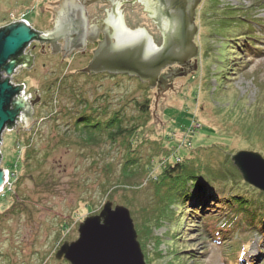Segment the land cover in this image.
I'll list each match as a JSON object with an SVG mask.
<instances>
[{
  "label": "rangeland",
  "instance_id": "obj_1",
  "mask_svg": "<svg viewBox=\"0 0 264 264\" xmlns=\"http://www.w3.org/2000/svg\"><path fill=\"white\" fill-rule=\"evenodd\" d=\"M59 1L0 0V27L25 19L51 30L49 10ZM195 23L198 54L190 60L197 67L162 92L168 98L137 76L81 70L89 62L39 61L14 73L13 83L40 99L31 128L20 121L2 134L0 165L9 179L0 190V264H71L56 258L57 250L77 239L80 222L108 199L130 209L147 264H264V193L232 161L243 149L264 156V0H199ZM147 99L143 114L137 104ZM106 110L140 127L115 142L105 132L85 141L82 130L96 129L87 123L106 120ZM177 156L189 167L203 163L210 177L207 169L229 170L216 180L217 205L185 210L157 183ZM195 182L185 189L198 198ZM161 216L151 240L143 238V225Z\"/></svg>",
  "mask_w": 264,
  "mask_h": 264
},
{
  "label": "water",
  "instance_id": "obj_2",
  "mask_svg": "<svg viewBox=\"0 0 264 264\" xmlns=\"http://www.w3.org/2000/svg\"><path fill=\"white\" fill-rule=\"evenodd\" d=\"M188 1L183 0L178 7L173 8L174 0H160V7L163 6L160 12L164 13L158 26L164 38L158 47L153 45L145 31L124 30L116 20L113 21L115 40L107 39L88 66L81 70L124 73L137 76L141 81L148 82L150 87L163 86L167 89L169 86L166 84L172 76L164 78L160 76L161 71L175 63L184 65L198 54L194 38L198 31L195 16L199 0H191L193 4ZM59 2L60 8L53 9L58 22L52 30L40 32L25 19L0 27V147L6 129L13 128L20 121L25 124L22 128H31L37 120L32 119V114L40 97L32 99L30 93L25 94L24 84L12 83L11 76L22 65L29 66L31 63L30 58L22 55L33 41L50 42L57 46L58 38L64 34L63 25L68 20L63 15L71 4L70 0ZM194 64L197 67L196 59ZM164 89H158L160 96L170 97L167 93L162 94ZM155 94L157 97L158 94ZM232 161L246 182L264 192L262 153L238 150L232 155ZM6 173L7 170L0 165V189L7 183ZM78 231L77 239L63 242L55 254L56 258H65L71 264H147L134 219L125 205H114L108 199L99 213L88 215L80 222Z\"/></svg>",
  "mask_w": 264,
  "mask_h": 264
},
{
  "label": "flooded vegetation",
  "instance_id": "obj_3",
  "mask_svg": "<svg viewBox=\"0 0 264 264\" xmlns=\"http://www.w3.org/2000/svg\"><path fill=\"white\" fill-rule=\"evenodd\" d=\"M64 16L68 17L64 23V34L57 40V46L50 42L40 43L33 41L23 53L22 57L30 58L29 66L35 68L37 62H91L96 51L106 43L107 39H114L113 21H117L120 28L126 30H143L152 39L153 45L158 47L162 44L163 33L158 26V21L163 15L161 13L160 0H70ZM127 1V2H126ZM183 0H174L173 8L179 6ZM191 1V0H189ZM188 1V3H190ZM97 5V10H90V7ZM137 10L139 19L135 20L131 16V11ZM51 14L50 21L52 30L57 26V14L53 9L49 10ZM53 14V15H52ZM56 15V16H55ZM65 19V18H64ZM137 20V22H136ZM135 26V27H134ZM78 56L77 59L75 57ZM88 63V64H89ZM88 66V65H87ZM86 66V67H87ZM196 64L190 60L184 65L175 63L163 69L160 76L169 79L167 86L172 89L173 81L179 74H189L194 70ZM19 72V71H18ZM94 73V72H89ZM110 75L119 73H110L107 71L99 72ZM97 74V73H96ZM124 74V73H121ZM128 75V74H127ZM163 90L165 87H158ZM165 90V89H164Z\"/></svg>",
  "mask_w": 264,
  "mask_h": 264
},
{
  "label": "trees",
  "instance_id": "obj_4",
  "mask_svg": "<svg viewBox=\"0 0 264 264\" xmlns=\"http://www.w3.org/2000/svg\"><path fill=\"white\" fill-rule=\"evenodd\" d=\"M137 105L143 114L146 112H149V110H150L149 99L145 100L144 102H138ZM105 112L110 113L109 117L106 120H103V121L102 120H100V121L96 120L97 122L95 121L91 124L87 123L88 127H93L96 129L90 128V129L82 130V132H84L86 134L85 141H87V142L97 141L98 140L97 134H99V133L103 134L105 132V133H107V136L112 141L115 142L118 139L133 136L135 134V132H137L138 128L140 127L138 125L134 126L135 123H133L129 126L124 125V118H123V114L121 111L111 113L110 111L106 110ZM82 119H84V115H81L78 118V121H80ZM96 131H98V132H96ZM256 141H258V139ZM256 141H254V142H256ZM130 144H131V142H130ZM178 144L179 143L171 145L169 148H171V149L176 148L177 149V148H179ZM190 144L192 145L191 142H190ZM221 145H223V144L215 143L212 145V147L213 148L216 147L217 149L219 148L221 150V148H220ZM226 146L223 145L222 147L225 148ZM204 148L208 149L206 147H204ZM191 150H192V152L198 151V150H194L193 148H191ZM134 163H135V160L132 162V164H134ZM203 166H204L203 163H198L197 166L189 167V165L187 163L185 164V162L183 161V157L177 156V158L173 162H169L167 165L164 166L163 171L161 172V175L159 177V180H157V183L162 185V186H166L169 189V191L172 192L169 195L170 197L173 194H175V196L180 200V202L183 203V208H185V210H187L188 208H193V207H194V209L195 208L199 209V211H201V209H200L201 207H203V209H205V210H209L211 204L217 205L219 203L218 200H220L219 190H218L217 185H216L218 183L216 182V180L222 181L223 178L228 177L229 170L225 169L223 167L214 168L212 170L207 169L211 173V176L213 177L212 178V177L208 176L207 174L203 173V171H204ZM205 166H207V165L205 164ZM133 169H135V167ZM237 171H238V169H237ZM219 175H221V176H219ZM194 181H196L194 185L197 189V190H195V192H198L200 195L198 198L193 196V192H192V194H190L187 191V189H185L186 188L185 185H187L188 182L194 183ZM196 183L200 184V185L198 186ZM201 188L203 190H201ZM206 188H207V191L205 190ZM178 190H180V192H178ZM203 191L204 192L206 191V194L204 196H202ZM261 193H264V192L261 191ZM237 197L238 198L240 197L242 202H248L249 201L248 199H250V198H248V199L243 198L240 195ZM189 198H191V199H189ZM197 201L200 203H198ZM196 202H197V204H196ZM228 202H233V198L229 199ZM207 203H211V204L207 205ZM196 205H198V206H196ZM191 212H192V210H191ZM162 219L163 218L161 216V218L159 217L156 220H152V221L150 220L151 222H153V223L148 222L150 225L149 224L143 225L145 235L144 236L142 235V237L143 238L144 237H146V238L150 237V240H151V238L154 236V234H153L154 233L153 232L154 227L156 226V224H158V223L160 224V221ZM259 222H260V225H259L258 229H259V231L264 233V214H263V216ZM140 233H141V231H140ZM156 239H160V238H156ZM145 241H146V239H142L143 245H144ZM158 243H159V241H158ZM158 255H159V252H158ZM161 258L162 257L159 256V259H161Z\"/></svg>",
  "mask_w": 264,
  "mask_h": 264
},
{
  "label": "built area",
  "instance_id": "obj_5",
  "mask_svg": "<svg viewBox=\"0 0 264 264\" xmlns=\"http://www.w3.org/2000/svg\"><path fill=\"white\" fill-rule=\"evenodd\" d=\"M6 74H4V76H5ZM12 77V76H11ZM11 82L13 83V81L11 80ZM24 92H25V94H26V90H25V87H24ZM8 179H9V172H8V170H7V173H6V180L8 181ZM0 190H2V188L0 189Z\"/></svg>",
  "mask_w": 264,
  "mask_h": 264
},
{
  "label": "clouds",
  "instance_id": "obj_6",
  "mask_svg": "<svg viewBox=\"0 0 264 264\" xmlns=\"http://www.w3.org/2000/svg\"><path fill=\"white\" fill-rule=\"evenodd\" d=\"M30 46V45H29ZM7 130V129H6Z\"/></svg>",
  "mask_w": 264,
  "mask_h": 264
}]
</instances>
